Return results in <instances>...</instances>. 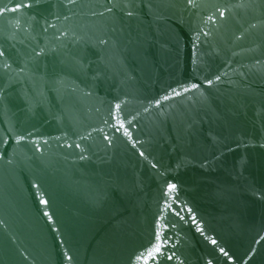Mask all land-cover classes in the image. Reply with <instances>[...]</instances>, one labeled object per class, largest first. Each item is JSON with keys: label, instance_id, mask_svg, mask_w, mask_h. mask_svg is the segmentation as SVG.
<instances>
[{"label": "water", "instance_id": "1", "mask_svg": "<svg viewBox=\"0 0 264 264\" xmlns=\"http://www.w3.org/2000/svg\"><path fill=\"white\" fill-rule=\"evenodd\" d=\"M0 264H264V0H0Z\"/></svg>", "mask_w": 264, "mask_h": 264}, {"label": "snow or ice", "instance_id": "2", "mask_svg": "<svg viewBox=\"0 0 264 264\" xmlns=\"http://www.w3.org/2000/svg\"><path fill=\"white\" fill-rule=\"evenodd\" d=\"M196 87H197V86H196L195 84L192 85V88H196ZM188 90H189V89H187V88L184 89V91H188ZM178 94H179V93H177V95H178ZM116 107H117V109H119L120 106L117 105ZM120 127H121V128L124 127V125H123L122 122H120ZM125 134L130 135V133L127 132V129H125ZM174 188H175V186L172 185V186H170V189H169V190L171 191V190L174 189ZM213 242H214V241H213ZM156 251L159 252V247L156 249Z\"/></svg>", "mask_w": 264, "mask_h": 264}]
</instances>
